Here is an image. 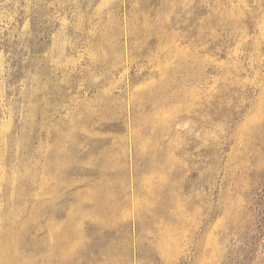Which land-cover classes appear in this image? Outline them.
<instances>
[{"label":"rangeland","instance_id":"1","mask_svg":"<svg viewBox=\"0 0 264 264\" xmlns=\"http://www.w3.org/2000/svg\"><path fill=\"white\" fill-rule=\"evenodd\" d=\"M0 264H264V0H0Z\"/></svg>","mask_w":264,"mask_h":264}]
</instances>
